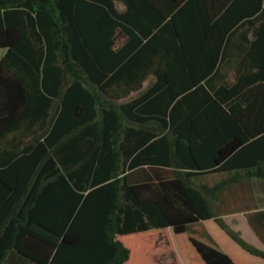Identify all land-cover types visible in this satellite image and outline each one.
Masks as SVG:
<instances>
[{"label": "trees", "instance_id": "obj_1", "mask_svg": "<svg viewBox=\"0 0 264 264\" xmlns=\"http://www.w3.org/2000/svg\"><path fill=\"white\" fill-rule=\"evenodd\" d=\"M0 50V142L32 136L0 161V264H129L211 219L264 259L214 205L264 179V0H0Z\"/></svg>", "mask_w": 264, "mask_h": 264}, {"label": "crops", "instance_id": "obj_2", "mask_svg": "<svg viewBox=\"0 0 264 264\" xmlns=\"http://www.w3.org/2000/svg\"><path fill=\"white\" fill-rule=\"evenodd\" d=\"M119 8L123 10L122 5H119ZM1 51H4L3 57L5 50ZM229 80L234 81V76L230 75ZM154 81V77H150L145 81L142 92L146 91ZM139 93L133 92L129 97L122 100L121 103L135 100ZM253 116L256 121V111H253ZM133 126L132 124L131 127ZM31 144L32 136L24 137L20 133L7 136L5 140L3 139V143L0 142V161H5L9 153H14L17 157H22L23 153L32 146ZM232 176H234L232 173L214 174L207 176L205 180L210 186H214L220 180H224L225 178L229 179ZM239 181L237 185L223 190L222 197L214 201L215 208H217L219 215H221L222 219L232 230L239 233L253 247L264 251V179L257 178L256 176H251L250 178V176L241 173L239 175ZM168 230L175 237L183 236L190 244V238H195L205 244L215 246L229 255L236 264H264L263 258L252 255L244 250L220 228L214 219L205 220L191 226L185 234L177 235L171 228L166 229V231ZM197 255L200 257L198 252ZM17 260L18 264H22L21 258ZM196 264L206 263L202 260Z\"/></svg>", "mask_w": 264, "mask_h": 264}, {"label": "rangeland", "instance_id": "obj_3", "mask_svg": "<svg viewBox=\"0 0 264 264\" xmlns=\"http://www.w3.org/2000/svg\"><path fill=\"white\" fill-rule=\"evenodd\" d=\"M3 53L0 50V59ZM168 231L149 232L143 234L142 239H125L131 244L134 255L133 262L129 264H196L202 261L186 238L175 237Z\"/></svg>", "mask_w": 264, "mask_h": 264}]
</instances>
